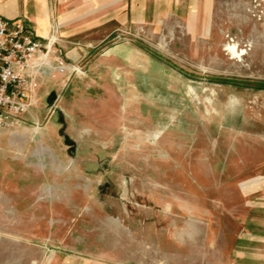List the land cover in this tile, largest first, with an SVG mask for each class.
<instances>
[{"label":"rangeland","instance_id":"374dc122","mask_svg":"<svg viewBox=\"0 0 264 264\" xmlns=\"http://www.w3.org/2000/svg\"><path fill=\"white\" fill-rule=\"evenodd\" d=\"M178 25L84 47L0 131V264H264V0Z\"/></svg>","mask_w":264,"mask_h":264},{"label":"crops","instance_id":"0c3cea01","mask_svg":"<svg viewBox=\"0 0 264 264\" xmlns=\"http://www.w3.org/2000/svg\"><path fill=\"white\" fill-rule=\"evenodd\" d=\"M219 0H0V17L23 19L35 36L47 40L57 36L71 62L78 61L84 47L102 45L119 29H155L179 24L186 36L204 35ZM78 43L80 45H75ZM239 48V47H238ZM241 51L242 49L239 48ZM99 63L120 69L126 75L137 47L109 45ZM247 52V51H246Z\"/></svg>","mask_w":264,"mask_h":264},{"label":"built area","instance_id":"2783aa9c","mask_svg":"<svg viewBox=\"0 0 264 264\" xmlns=\"http://www.w3.org/2000/svg\"><path fill=\"white\" fill-rule=\"evenodd\" d=\"M63 42L57 36L37 38L23 19L0 17V131L27 125L42 84L58 75L82 71L80 66L67 63Z\"/></svg>","mask_w":264,"mask_h":264},{"label":"bare ground","instance_id":"6f19581e","mask_svg":"<svg viewBox=\"0 0 264 264\" xmlns=\"http://www.w3.org/2000/svg\"><path fill=\"white\" fill-rule=\"evenodd\" d=\"M230 46V45H229ZM228 46V47H229ZM227 50V49H226ZM228 50L230 51V52H232L234 55H235V57L236 58H242L245 54H246V51H244V50H239V48L238 47H236V46H232V47H229L228 48Z\"/></svg>","mask_w":264,"mask_h":264},{"label":"water","instance_id":"95a60500","mask_svg":"<svg viewBox=\"0 0 264 264\" xmlns=\"http://www.w3.org/2000/svg\"><path fill=\"white\" fill-rule=\"evenodd\" d=\"M53 112V111H52Z\"/></svg>","mask_w":264,"mask_h":264}]
</instances>
